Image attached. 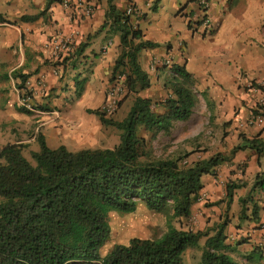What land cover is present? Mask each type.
Instances as JSON below:
<instances>
[{"label": "trees", "instance_id": "16d2710c", "mask_svg": "<svg viewBox=\"0 0 264 264\" xmlns=\"http://www.w3.org/2000/svg\"><path fill=\"white\" fill-rule=\"evenodd\" d=\"M54 1L60 2L49 3ZM112 2L109 0L106 25L111 24V30L121 34L122 44L113 76L120 68L127 69L126 84L134 101L121 121L100 110L91 112L103 126L121 132L120 143L113 148L71 151L64 145L49 147L39 133V149L32 153L34 163L24 155V144L0 146V264H185V252L202 238L206 240L200 264H239L225 244L227 220L198 232L176 228L171 220L190 218L200 200L203 176L215 174L220 165L248 146L261 155L262 144L249 140L246 146L234 147L229 155L217 153L194 159L186 166L181 162L193 152L178 158L152 159L140 131L146 130L155 139L160 133H168L175 122L192 117L198 103L191 87L193 77L183 65H173L178 80L159 103L164 112L154 111L152 100L139 95L151 87L139 55L157 45L142 41V31L131 23L132 16L117 10ZM36 19L26 15L20 21ZM0 24L17 22L0 14ZM15 77L21 79L18 89L23 97L26 76L16 73ZM22 112L31 113L24 107ZM243 185L228 184V205L234 190ZM253 188H264V174L256 176ZM140 205L170 215L166 234L157 239L134 237L103 255L111 235L110 214L134 213ZM259 210L255 205V220ZM241 219H245V208Z\"/></svg>", "mask_w": 264, "mask_h": 264}, {"label": "crops", "instance_id": "0c3cea01", "mask_svg": "<svg viewBox=\"0 0 264 264\" xmlns=\"http://www.w3.org/2000/svg\"><path fill=\"white\" fill-rule=\"evenodd\" d=\"M12 1L14 4L7 0L10 6L5 13L0 11L9 21L17 22L0 24L6 34L0 48V87L2 79L10 78L17 94L11 104L17 105L21 92L15 85L21 84V79L16 73L33 83L34 110L28 115L18 113L16 120L27 121L29 115L36 119L35 133L43 134L47 141L53 122L50 115L58 113L53 109L60 111L73 104L82 109L102 103L106 90L114 85L111 78L122 52L121 34L112 31L111 24L106 25L109 0H86L94 7L93 15L75 14L73 21L60 2ZM162 1L166 11L161 8ZM166 1L169 8L164 0L112 2L122 12L135 6L140 14L133 15L131 23L142 31V41L157 45L141 51L140 64L147 71L151 58L166 56L173 65L185 67L193 77L195 92L204 93L206 102L215 108L216 119L231 122L224 154L253 139L263 149L261 155L249 146L239 150L215 174L202 177L200 197L206 200L192 208V229L204 231L227 220L225 244L229 255L239 264H264V188H253L256 176L264 174V126L245 125L264 93V0H206L208 10L200 5L201 0ZM204 10L213 20L209 29L200 23ZM26 15L37 19L20 21ZM58 35L72 37L74 43V51L60 61L52 55V41ZM7 51L10 55L5 54ZM16 54L15 64L5 66ZM40 78L45 80V89L37 84ZM4 116L0 111L1 121ZM233 182L244 185L234 190L228 205L227 186ZM255 205L260 208L256 220L252 215ZM243 208L245 219H241Z\"/></svg>", "mask_w": 264, "mask_h": 264}, {"label": "rangeland", "instance_id": "374dc122", "mask_svg": "<svg viewBox=\"0 0 264 264\" xmlns=\"http://www.w3.org/2000/svg\"><path fill=\"white\" fill-rule=\"evenodd\" d=\"M164 1L169 8V3L166 0ZM6 2L7 0H0V11L2 10L4 13L10 6ZM14 2L10 0L11 4H14ZM161 8L163 10L166 8L163 1ZM4 40H6V34L2 32V27H0V48ZM8 52L10 51L5 54L10 55ZM17 57V54L14 57L12 56L7 60L5 66H13L16 59H18ZM152 59L149 60L147 71L145 70L150 76L151 87L142 91L139 95L150 98L153 102L154 111L162 113L164 109L161 108L159 103L168 97L172 84L178 79L173 72V63L170 57L163 56L159 58L160 61L155 69H151L149 66ZM167 59L171 60L170 64H167ZM14 74H12V77H14ZM122 74H125L126 77L128 75V71L124 67L120 68L115 76L112 75L111 80L114 85L106 90L104 100L96 107L85 106L82 109H77V106L73 104L67 109L63 108L60 111L50 109L58 113L50 115L53 120L51 123L52 129L46 135L49 147L57 148L64 145L71 151H78L82 149L113 148L119 144L121 132L114 127L103 126L99 117L91 111L100 110L107 117L118 121L123 120L127 116L133 104L134 95L128 93L126 77L123 76V78L119 79ZM2 80L0 111L5 116L1 117L2 121L0 120V146L4 147L9 143L21 142L25 145L24 155L34 163L32 153L39 149L37 140L39 133H35V127L38 124H34L36 119L31 120L30 115L27 121L16 120V116L22 112L23 107L19 104L14 105L17 94L10 83V78L7 77V79ZM15 87L18 89L17 85ZM191 87L195 91L193 83H191ZM110 93L114 95L115 109L107 111L104 108V104ZM197 97L198 103L194 108L192 117L185 122H175L168 133H160L155 139H152L151 133L144 129L140 131V135L145 137L147 141V148L152 159L178 158L186 153L193 152L189 158L181 162V165L186 166L191 164L194 159L223 153L222 148L228 144V141H225L226 136L230 132L231 122L218 121L216 119L213 115L215 108L206 102L207 99L204 93H197ZM12 102H14L13 105L11 104ZM72 109H75L74 114L71 113ZM258 189L261 190V188ZM203 200L205 201L206 197L201 196L198 202ZM169 217L168 213L154 212L147 209L144 205H140L134 213L130 214L111 213V235L102 250V254L105 255L117 244H127L134 237L146 239L161 238L168 231ZM171 222L173 226L182 230H193L192 228L194 227V223L190 221V218L182 221L172 219ZM204 244L205 238H202L198 245L188 248L183 257L184 263L200 264Z\"/></svg>", "mask_w": 264, "mask_h": 264}, {"label": "built area", "instance_id": "2783aa9c", "mask_svg": "<svg viewBox=\"0 0 264 264\" xmlns=\"http://www.w3.org/2000/svg\"><path fill=\"white\" fill-rule=\"evenodd\" d=\"M60 4L66 8L70 13V19L73 21L74 15L84 16V17H91L94 13V7L90 3H88L86 0H78L77 2H73L72 0H60ZM200 5L205 9L208 10L209 4L206 0H201ZM204 10V11H205ZM125 13L127 15L133 16L135 14H140L139 11L136 9L135 6L130 5L126 8ZM205 11L204 16L201 18V25L202 27L209 29L212 27L213 20L210 15L206 14ZM74 51V43L72 40V37L66 36V35H58L56 36L52 41V55L53 58L60 61L63 59V57L67 54ZM161 58V57H159ZM159 58H153L150 62V68L155 69L156 65L160 61ZM167 64L171 63L170 59L166 60ZM126 77L125 74H122L119 76V79ZM37 84H39L43 89H45V80L44 78H40L37 81ZM26 86V92H24V96L20 97L19 99V105L21 107H24L30 111H33V105H32V98L31 95L34 91L33 83L28 80L25 83ZM113 94H109V98H107L106 103L104 104V108L107 111H112L115 109L114 107V101H113ZM245 125L248 126H264V93L262 97L257 101L254 108L248 115V117L245 120Z\"/></svg>", "mask_w": 264, "mask_h": 264}]
</instances>
